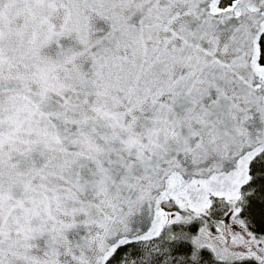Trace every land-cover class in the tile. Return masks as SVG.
<instances>
[{
	"label": "snow or ice",
	"instance_id": "1",
	"mask_svg": "<svg viewBox=\"0 0 264 264\" xmlns=\"http://www.w3.org/2000/svg\"><path fill=\"white\" fill-rule=\"evenodd\" d=\"M0 264H264V0H0Z\"/></svg>",
	"mask_w": 264,
	"mask_h": 264
}]
</instances>
